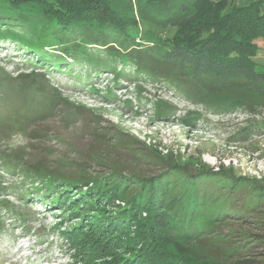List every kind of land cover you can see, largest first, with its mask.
<instances>
[{"label":"trees","instance_id":"16d2710c","mask_svg":"<svg viewBox=\"0 0 264 264\" xmlns=\"http://www.w3.org/2000/svg\"><path fill=\"white\" fill-rule=\"evenodd\" d=\"M226 4L137 0L143 29L123 0H0V39L19 43L27 60L45 71L79 78L77 84L86 83L90 73L111 70L130 78L133 70L189 97L234 85L264 90V0ZM4 74L0 113L7 108L14 114L0 121L18 119L20 110L18 117L32 124L70 107L43 72L21 75L11 85ZM15 95L28 104L10 106ZM20 158L0 151L1 166L10 172ZM156 165L159 172L150 177L114 169L76 180L29 171L32 184L22 185L27 190L21 195L58 207L62 220L78 216L62 233L77 241V256L89 263L264 264V183L223 165L162 158ZM185 242H201L212 253L202 255Z\"/></svg>","mask_w":264,"mask_h":264},{"label":"rangeland","instance_id":"374dc122","mask_svg":"<svg viewBox=\"0 0 264 264\" xmlns=\"http://www.w3.org/2000/svg\"><path fill=\"white\" fill-rule=\"evenodd\" d=\"M254 1L226 0V7ZM123 2L144 29L137 0ZM193 13H189L192 19ZM161 35L165 36L166 31ZM2 40L0 71L7 75L8 85L15 83L13 79L18 83L21 75L43 72L70 107L32 124L18 117L20 110L15 112L18 119L0 121V151L21 157L14 172L4 169L0 160V212L4 224L0 225V264H93L88 259L82 261L77 256L80 249H75L77 241L66 239L62 233L78 216L62 220L58 207L38 201L34 194L28 198L21 195L27 190L22 185L32 184L25 172H34L37 177L52 173L82 180L117 169L150 177L159 172L156 163L162 158L215 168L223 165L264 183V130L254 126H264V90L234 85L189 97L173 84L137 75L130 67L125 68L132 71L130 78L104 70L90 73L86 83L77 84L79 78L66 72L45 71L39 63L27 60L29 55L19 50V43ZM122 68L117 65L118 71ZM73 70L86 74L77 67ZM21 98L15 95L7 103L26 106L28 103ZM8 113L14 114L5 108L0 116ZM23 165L27 168L20 171ZM33 181L39 184L38 179ZM182 245L202 255L212 253L201 242Z\"/></svg>","mask_w":264,"mask_h":264}]
</instances>
